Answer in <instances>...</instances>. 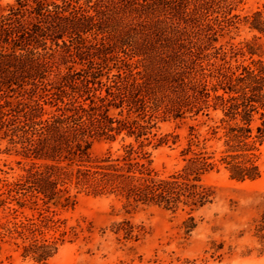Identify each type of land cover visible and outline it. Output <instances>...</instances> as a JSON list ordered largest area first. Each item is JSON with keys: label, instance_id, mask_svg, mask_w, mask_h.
Returning <instances> with one entry per match:
<instances>
[{"label": "trees", "instance_id": "1", "mask_svg": "<svg viewBox=\"0 0 264 264\" xmlns=\"http://www.w3.org/2000/svg\"><path fill=\"white\" fill-rule=\"evenodd\" d=\"M242 1L14 0L1 7L0 141L27 168L2 181L0 209L37 213L0 224L1 240L12 241L23 260L47 264L90 232L55 218L54 209L73 208L81 193L114 197L126 212L185 213L188 235L197 226L193 213L217 198L208 176L258 180L264 10L241 14ZM241 29L252 40L235 43ZM167 122L172 130L159 132ZM118 139L119 155L91 157L95 143ZM149 146L176 150L177 169L155 170ZM263 231L264 212L255 235L262 239ZM113 232L128 242L145 234L127 220Z\"/></svg>", "mask_w": 264, "mask_h": 264}, {"label": "rangeland", "instance_id": "2", "mask_svg": "<svg viewBox=\"0 0 264 264\" xmlns=\"http://www.w3.org/2000/svg\"><path fill=\"white\" fill-rule=\"evenodd\" d=\"M14 0H0V8ZM264 10V0H243L241 14ZM252 33L241 29L234 42L252 40ZM259 56L264 61V37L257 41ZM47 111L50 109L47 107ZM159 132H168L172 123L159 125ZM127 140L125 143H128ZM122 143H95L91 157L99 158L107 150L115 157ZM6 141H0V187L2 181L12 182L24 175L26 163L17 156ZM152 166L162 174L178 167L177 151L167 147L153 150ZM19 162V164H18ZM261 177L253 182L230 181L223 172L211 174L206 182L216 187L217 198L212 205L193 213L196 228L188 235L182 222L185 213L172 214L157 207H140L126 212L122 203L114 197H94L81 193L76 205L69 209H54L55 218L65 221L66 227L88 229L72 243H65L57 255L47 264H264V231L262 239L255 235L258 220L264 212V145L260 149ZM15 207L13 205H9ZM29 209L15 215L0 209V224L36 217ZM130 221L142 226L145 234L138 241H124L121 234H114L113 225ZM57 237L49 231L47 237ZM86 237V238H83ZM20 244V240L16 241ZM0 264H34L23 260L12 241L0 238Z\"/></svg>", "mask_w": 264, "mask_h": 264}]
</instances>
